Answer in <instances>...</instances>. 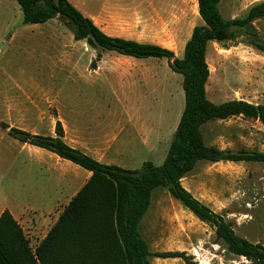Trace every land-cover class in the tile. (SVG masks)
<instances>
[{"label":"rangeland","instance_id":"1","mask_svg":"<svg viewBox=\"0 0 264 264\" xmlns=\"http://www.w3.org/2000/svg\"><path fill=\"white\" fill-rule=\"evenodd\" d=\"M70 1L81 11L94 12L112 34L168 48L180 59L194 28L204 24L198 0ZM262 2L223 0L221 12L226 20L242 19ZM23 18L15 0H0V213L12 211L24 233L45 234L89 179L79 166L14 139L10 129L54 138L58 121L67 128V119L80 118L92 121L84 123L91 131L115 125L121 134L128 128L137 135L141 123L144 127L151 118L154 124L160 121L163 131L169 126L175 130L154 154L137 147L125 165L133 170H140L144 161L161 166L185 94L183 76L173 72L166 59L135 63L76 41L60 16L38 25H25ZM231 34L208 47V98L217 104L238 99L264 105V18L253 21L252 29L233 28ZM204 133L208 144L220 150L264 153V125L259 121L236 117L213 123ZM182 185L237 235L264 247V164L201 162ZM152 201L140 227L150 252H181L187 260L152 256L149 264H254L231 254L216 240L215 229L166 189L155 190ZM96 249L90 246L87 251ZM70 252L73 262L85 254L77 245L70 246Z\"/></svg>","mask_w":264,"mask_h":264},{"label":"trees","instance_id":"2","mask_svg":"<svg viewBox=\"0 0 264 264\" xmlns=\"http://www.w3.org/2000/svg\"><path fill=\"white\" fill-rule=\"evenodd\" d=\"M23 12L25 25L44 24L60 16L73 29L74 39L102 51L135 59H166L173 72L183 76L185 107L169 151L161 166L145 162L139 170L103 164L72 148L65 140L61 121L56 137L35 136L12 128L9 135L24 144L46 150L62 160L91 173L85 186L72 199L46 238L34 251L21 225L9 210L0 216V264H149L150 257L187 260L181 252L152 254L140 227L151 208L155 190L166 189L172 198L199 221L215 229L216 240L228 251L264 264V247L237 235L224 218L196 199L182 180L201 162L261 163L264 153L233 152L209 145L204 130L209 125L243 117L264 125V105L233 99L214 103L207 95L210 69L207 62L211 43L233 37V28L252 29L253 21L264 18V2L253 6L245 18L226 20L223 0H198L202 26L194 28L180 59L172 50L105 34L69 0H15ZM100 58V55L98 56ZM7 128V127H6ZM80 246L85 254L76 262L70 246ZM95 246L94 252H88Z\"/></svg>","mask_w":264,"mask_h":264},{"label":"crops","instance_id":"3","mask_svg":"<svg viewBox=\"0 0 264 264\" xmlns=\"http://www.w3.org/2000/svg\"><path fill=\"white\" fill-rule=\"evenodd\" d=\"M221 5H222V3L220 4V11H221ZM78 10H80V9H78ZM81 12L83 14H85L86 17H89L90 19H92L94 21V23L105 34H107L111 37H118V38H123L126 40L139 42V40L137 38L122 37V36H119L117 34H112V32L110 30H108V28L102 27L101 24H99L97 17H96V14L94 12L90 11L91 14H88L85 11H81ZM191 37H192V34H190L187 42L190 40ZM139 43H141V42H139ZM186 43L184 44L183 49H185ZM166 49H168V48H166ZM121 58L127 59L129 61H133L135 63H141V60H146V59H135L132 57H127V56H123ZM154 81L158 82V79H156V77H155ZM207 95H208V92H207ZM183 111H184L183 108H181V114L179 116L180 119H181ZM179 118H178V121H179ZM178 121H177V123H178ZM67 122H68L67 128H66L65 124H62V125H63L64 132H65L64 140L69 146L84 152L85 154L93 157L94 159H96L97 161H99L103 164L116 165V166H119V167H122V168L128 169V170H133V169H135V167L125 165L128 163H131L128 160H126L127 155H130L132 152H134L137 147L142 148L147 154H154L157 151V149L160 147L161 140L165 141V139H169V137L171 136V134L175 130V128H173V130H171V128L169 126L165 131H163L160 128V124H159L160 121H157L156 124H154V121L151 118L150 119L147 118L148 125L145 124V126L143 127L142 126L143 123H141L140 128L142 129V131H141L142 133L139 132V134H137V135L132 134L131 132L128 133V131H127L128 128H127V130L125 129L126 131L123 134H121L119 132L120 131L119 128H116L115 125L114 126L110 125L108 127L103 126L104 129L101 130L100 132L91 131V128L89 125H84V123L88 124V123L92 122L91 120L83 121L80 118H69V119H67ZM68 127H69L70 131L67 130ZM72 132H75L76 134L73 135ZM145 162L146 161L142 162L141 165H143ZM85 173L89 179L91 177V173L88 171H86ZM77 193L75 194V196L77 195ZM3 212H4V210L0 213V216ZM10 212L13 214L12 211H10ZM13 216L19 222V220L17 219V217L14 214H13ZM58 219H59V217L54 221L53 226L58 221ZM19 224H21V222H19ZM51 228H50V230H51ZM49 231H47L45 234H42L41 230H38V231L33 230L32 232L25 233V235H26L27 239H29L31 241V247L33 248L34 245L36 247H38L41 244V242L48 235ZM168 250H171V249H168Z\"/></svg>","mask_w":264,"mask_h":264},{"label":"bare ground","instance_id":"4","mask_svg":"<svg viewBox=\"0 0 264 264\" xmlns=\"http://www.w3.org/2000/svg\"><path fill=\"white\" fill-rule=\"evenodd\" d=\"M75 2H78L77 0H75ZM79 3V2H78ZM79 5V4H78ZM88 12H90L89 10H87Z\"/></svg>","mask_w":264,"mask_h":264}]
</instances>
